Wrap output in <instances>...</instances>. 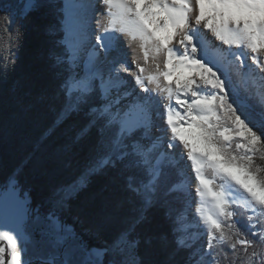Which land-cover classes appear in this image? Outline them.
I'll return each instance as SVG.
<instances>
[{"label": "snow or ice", "instance_id": "1", "mask_svg": "<svg viewBox=\"0 0 264 264\" xmlns=\"http://www.w3.org/2000/svg\"><path fill=\"white\" fill-rule=\"evenodd\" d=\"M38 2L0 0L9 37ZM97 5L107 24L97 21L82 73L79 50L53 53L65 74L57 120L93 96L99 101L77 136L96 128L97 154L62 191L74 194L119 164L141 207L110 243L87 248L70 243L75 232L55 212L32 209L10 178L0 190V264H150L140 248L156 238L137 228L158 202L171 222L169 262L185 252L183 264H264V0H96L83 7L95 13ZM121 36L130 51L117 49ZM13 43L0 51V74L14 59ZM209 47L244 77L243 97L228 86L220 59L209 60ZM158 239L169 243L168 234Z\"/></svg>", "mask_w": 264, "mask_h": 264}, {"label": "trees", "instance_id": "2", "mask_svg": "<svg viewBox=\"0 0 264 264\" xmlns=\"http://www.w3.org/2000/svg\"><path fill=\"white\" fill-rule=\"evenodd\" d=\"M64 20L65 0H39L27 18H17L12 37L0 19V51L8 47L9 39L14 41V59L0 74V188L10 178L16 181L28 194L32 209L38 208L41 215L55 212L83 246L97 248L127 227L141 204L127 190L126 176L130 173L122 171L119 164L91 176L87 186L74 194L62 191L85 172L97 154L96 128L78 140L77 136L91 119L89 107L99 103L93 96L79 111L57 120L65 103L60 91L65 74L62 66H55L53 53L61 55L69 49L63 44ZM230 69L228 86L238 88L243 97L244 79L234 67ZM131 174L139 175L135 171ZM172 204L179 206L174 201ZM166 211L159 202L147 209V219L137 232L156 239L151 246L141 245L140 254L150 264H183L185 252L168 261L175 246L170 242L171 222ZM102 223L97 231L96 226ZM165 234L169 236L167 246L158 239Z\"/></svg>", "mask_w": 264, "mask_h": 264}, {"label": "rangeland", "instance_id": "3", "mask_svg": "<svg viewBox=\"0 0 264 264\" xmlns=\"http://www.w3.org/2000/svg\"><path fill=\"white\" fill-rule=\"evenodd\" d=\"M81 12H82V6L81 5H77L75 0H65V13H66V16H65L64 27H63V30H64V41H63V44H65L69 49H76V47L74 45V41H73L72 38L76 37L77 31H78V29H80V23L78 22V17H79ZM90 14H91L90 15V19L94 21V19H96L97 16L100 15V12H95V13L91 12ZM99 20L100 19H97V21H99ZM92 28H93L94 31H96V25L95 24L93 25ZM201 31H205V30H203L202 26H201ZM205 35L207 36V39L209 41H211L214 45H218V46H220L222 48H226V46L220 45L215 40V38L212 36V34L210 32H205ZM127 51H130V50L127 49ZM207 55H208L209 60L216 61L217 59H220L218 54L213 53L210 50V47H209V51H208ZM113 57H115V56H112V58ZM112 58H110L108 60H111ZM129 64H130L131 67H135L134 65L131 64V58H129ZM219 66L221 67V71L224 72L225 76L228 77V81H230V75L232 73V71L230 69L231 66L227 65L226 62L223 61L222 59H220V65ZM77 71L81 72V67L78 68ZM239 76L244 79V77L242 75L239 74ZM128 79L131 80V76H129ZM14 182L17 184V186L19 188L18 183L16 181H14ZM6 186L1 187L0 190H3ZM19 190L21 191L20 188H19ZM193 192H194V190H193ZM21 193H24V192L21 191ZM70 243H78V244L82 245L76 235H75V240L70 242ZM59 251H63V249H60Z\"/></svg>", "mask_w": 264, "mask_h": 264}, {"label": "bare ground", "instance_id": "4", "mask_svg": "<svg viewBox=\"0 0 264 264\" xmlns=\"http://www.w3.org/2000/svg\"><path fill=\"white\" fill-rule=\"evenodd\" d=\"M75 2L77 3V5L82 6V12L80 13V15L78 17V22L80 23V29H78L76 37H74L72 39L74 41V45H75L76 49L81 52L80 63H81V73H82L83 63H84V60L87 58V53L91 50L92 46L95 44V37H94L93 33L99 32V27L97 25V19H100L99 21L101 22L102 25L107 24V19H106V17H102V16L98 15L97 18L94 19V21H93L90 19V15H91L90 13L91 12L93 13L92 8L89 7L87 9V11H85L83 6L84 5H95L96 0H75ZM96 7H97V10L95 12L104 11L103 5H97ZM94 24L96 25V31H94L92 28ZM115 35L119 36L118 33H116ZM217 42L220 44L219 41H217ZM117 49L118 50L122 49L124 51H127V49L129 50L126 37H122V36L120 37L119 43L117 45ZM117 54H118L117 50L112 51L109 54L108 59L112 58V56H117ZM102 58H103V54H102ZM192 175H194V174H192ZM193 190H194V188H193ZM197 199H198V197H197Z\"/></svg>", "mask_w": 264, "mask_h": 264}]
</instances>
